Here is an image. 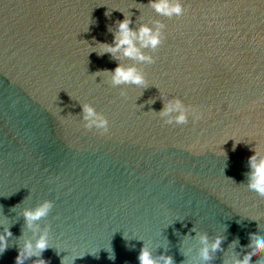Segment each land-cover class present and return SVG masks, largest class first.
Returning <instances> with one entry per match:
<instances>
[{"label": "water", "instance_id": "1", "mask_svg": "<svg viewBox=\"0 0 264 264\" xmlns=\"http://www.w3.org/2000/svg\"><path fill=\"white\" fill-rule=\"evenodd\" d=\"M179 2L169 17L150 0H0V264L45 232L24 264H140L142 248L157 264H236L264 238L248 187L249 157L264 156V0ZM125 18L137 33L163 25L156 48L135 41L154 63L102 51ZM117 65L145 85L113 84ZM176 99L187 124L160 115ZM85 104L107 133L85 128ZM45 201L29 227L23 211Z\"/></svg>", "mask_w": 264, "mask_h": 264}, {"label": "clouds", "instance_id": "2", "mask_svg": "<svg viewBox=\"0 0 264 264\" xmlns=\"http://www.w3.org/2000/svg\"><path fill=\"white\" fill-rule=\"evenodd\" d=\"M151 7L158 13L166 16L180 17L184 14V6L176 0L175 3L172 0H150ZM107 15V13H106ZM132 21L128 18L117 22L116 32L114 33L113 44H101L100 47L103 52L116 53L123 50V55L128 58L137 59L139 61H147L148 63H154L152 57L144 55L140 49L136 46L135 41L139 40L144 47L156 48L161 43L160 25L155 31L146 25H141L138 29V33L133 31L129 26ZM112 83H132L136 85H145V78L141 72L135 67H127L117 65V67L111 73ZM178 112L174 118H169L165 124L172 125L173 120L175 124L184 125L188 123V109L182 105L179 99L171 101L160 113L161 116H168L172 112ZM83 112L86 114L85 119L88 123L85 125L86 129H92L95 127L100 130L101 134L109 131V121L103 116L97 114L95 109L90 105H83ZM191 113L194 121H198L202 118L198 109L191 107ZM235 149V145L233 146ZM259 157V159H258ZM249 166L251 172L249 174L248 187L255 191L261 198H264V156H260L259 152H254V155L249 157ZM53 207L52 202L45 201L42 205L35 209H25L23 216L29 227H33V222L45 217L50 209ZM12 233L5 229L3 234H0V253H2L8 247V237ZM201 241L205 244V247L201 249V256L208 260L210 259L209 248L207 246V236H201ZM222 242L221 237H217L215 242L211 244L212 251H216L220 248ZM49 247L47 240V232L40 236L36 241L35 246L29 241L26 242L24 247L20 250L16 257L15 264H24L26 259L31 258L33 255H38ZM254 250L246 252L242 259L236 261V264H252L253 257L258 255H264V238L255 237L253 240ZM38 250V251H37ZM114 258L112 257H109ZM140 264H157V261L152 257V254L147 248H142L138 257ZM163 264H173L172 257H161ZM33 264H48L44 259H38L33 261Z\"/></svg>", "mask_w": 264, "mask_h": 264}]
</instances>
